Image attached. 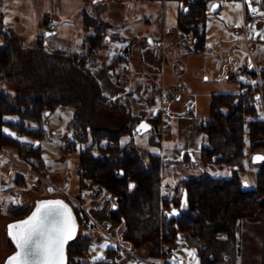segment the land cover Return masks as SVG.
Instances as JSON below:
<instances>
[{
  "label": "trees",
  "instance_id": "1",
  "mask_svg": "<svg viewBox=\"0 0 264 264\" xmlns=\"http://www.w3.org/2000/svg\"><path fill=\"white\" fill-rule=\"evenodd\" d=\"M179 1L187 6V10L179 11L177 28L183 39L193 38L194 52L203 51L208 0ZM84 24L86 29L93 31V35L85 38L82 54L63 50L47 53L41 42L35 44L28 54L20 50L14 33L5 31L4 17L0 13V33L4 38L0 44V80H19L18 88L22 86L21 91H16L18 88L13 90L14 95L0 91V148H16L18 157L33 167V162L39 158L40 146L35 147L32 143L28 147L8 136L4 129L9 128L18 136L38 141L42 136L44 114L55 110L58 105L72 107L75 115L81 106L87 107V104L96 110L123 111L132 123L126 122L117 130L95 128L87 120L75 122V126L82 128L81 134L75 132L81 146L78 174L81 180L90 181L96 190L93 202H88V205L93 206L106 199L112 201L109 218L120 245L134 250L150 245L149 256L155 260L164 252L163 247L173 246L182 239L195 250L199 264H235L238 258V221L255 217L264 209V164L255 171L254 187L242 191L246 147L253 153L264 151V118L260 117L257 107L261 96L264 109V70H260L261 95L257 84L246 82L240 83L238 94H212L209 117L201 126L207 141L196 160L187 153L182 160L200 174L183 177L178 183L181 187L179 196L168 198L161 192L164 168L159 155L144 146L141 152L134 147H138L137 144L131 145L134 144L133 136L137 135L134 128L141 121L151 125L148 144H159L156 140L161 119L150 118L148 109L158 105L160 86L149 93L150 105L138 113L133 112L127 99L129 96L115 99L104 96L91 69L98 64L110 27L101 19L87 15H84ZM124 60L123 54L118 55L108 65L109 70H114ZM249 72L255 75V70ZM10 115L19 120L5 119ZM75 145L73 142L72 148ZM215 167L229 169L230 177H214L205 171ZM184 192L187 204L182 207ZM66 200L75 215L79 233L93 228L87 216ZM173 207L178 210V215H169ZM27 211V208H14L12 217L24 218L29 214ZM220 234L225 237L220 238ZM90 242L89 233H80L70 242L66 247L67 264H90L87 261ZM10 245L14 250L11 241ZM170 256L173 263V255ZM261 264H264V246Z\"/></svg>",
  "mask_w": 264,
  "mask_h": 264
},
{
  "label": "rangeland",
  "instance_id": "2",
  "mask_svg": "<svg viewBox=\"0 0 264 264\" xmlns=\"http://www.w3.org/2000/svg\"><path fill=\"white\" fill-rule=\"evenodd\" d=\"M17 3V4H16ZM219 3L220 9L216 13H208L205 19V45L204 50L194 53L193 46L194 40L191 36L185 39L184 45L180 44V50L183 54H188L196 56L193 64H189V71L185 78L189 80L194 85L192 87L199 97H203L208 92H210L209 99L211 100L212 94L214 93H229L238 94L240 93V83H245V71L254 70L255 63H258L260 70H264V36L260 34L264 33V0H252L250 3L251 8L245 5V1L242 0H208V7L210 8L213 4ZM239 4L240 7L237 8L236 5ZM16 5L18 9L19 5L23 6L25 9L23 12L26 14L30 9L31 17L30 22L26 26L18 27L13 24L12 14L7 12V8ZM36 0H31V2H23V0H0V9L6 13L4 17V28L12 27L15 29L16 38L19 40L18 46L20 50L30 54L28 48L31 46L26 42H30L34 37L32 35L37 33L35 26L38 14ZM255 8L257 11L253 12L257 15L256 24L254 27H248L245 24L244 14L251 13V9ZM28 20V21H29ZM14 25V26H13ZM180 32L179 29H176ZM56 32V31H55ZM54 33V32H50ZM54 36V35H52ZM49 37L46 35L45 40L47 41ZM4 38L2 33H0V44H3ZM181 43V41L179 42ZM65 45H67L65 43ZM67 47V46H66ZM45 51L52 53V46L48 43L44 44ZM48 49V50H47ZM32 50V49H31ZM182 59V58H181ZM191 62V61H190ZM189 62V63H190ZM173 68V67H172ZM174 70V69H173ZM244 70V71H243ZM229 76H228V74ZM232 74V75H231ZM179 80L186 81V79L181 74H176ZM175 75V76H176ZM228 76V77H227ZM243 78V79H242ZM23 80H21L22 82ZM175 78L173 79V82ZM19 80H0V91L5 90L14 93V89L18 88ZM23 83V82H22ZM176 83V82H175ZM174 83V84H175ZM187 83V82H186ZM177 86V85H176ZM15 87V88H14ZM22 87V86H21ZM19 87L16 91H21ZM166 91L174 86L166 87L162 86ZM260 89V95L262 94V83L258 85ZM197 89V90H196ZM195 94L190 95V102L184 106V109L195 107ZM210 100L207 99V106L205 108L209 110ZM87 104V102H84ZM200 109L203 103V98L197 103ZM263 101L260 96L258 100L257 107L259 108V115L264 118ZM200 107V108H199ZM195 111V110H193ZM5 119L18 121L16 116H6ZM77 120H87L95 128L117 130L124 123L131 125V121L128 116L123 111H112L108 112L106 110H96L89 108L88 104L86 106H81L77 115H75L74 109L70 106L58 105L55 110L47 112L44 114L42 123V136L38 141L27 136H18L9 128L8 136L27 144L28 147L32 143L38 144L40 146L39 158L36 160V165L39 166V171L37 173L39 176H33L29 171L31 166L25 161H19L20 163L14 164L10 157L16 156L18 150L12 147L0 148V166H1V177L3 180V204L1 205L0 218L8 217V207L11 206L10 200L14 206H20L22 203L30 204L27 207V213H29L35 206L36 202L43 199L52 198H62L64 200L68 199L64 194H68L70 197H77L79 194L82 196L90 191L84 186L85 181L81 180L78 174V157L81 150V146L76 139V133H82V128L79 125L75 126ZM36 129L37 126H34ZM152 132V130L142 134L133 136L134 146L141 151L142 147L148 145L147 135ZM72 142V143H71ZM73 142H76L74 148H72ZM67 147L71 149L67 150ZM142 152V151H141ZM245 164L246 170L243 174L244 181L248 184V187H254L255 185V171L258 166H254L250 162V156L253 154L247 146L245 149ZM264 153V151H260ZM2 153V154H1ZM255 153V152H254ZM97 154V152H95ZM43 161V163H42ZM207 173L214 177H224L228 178L231 175L229 169H206ZM200 173L197 169H190L188 171H182V174L177 175V183H180L183 177L198 176ZM21 176V179L17 178L18 184H15L16 176ZM36 182L33 187L31 184ZM23 183V184H22ZM86 185V184H85ZM176 186L175 193L170 196L171 188L166 187L165 193L164 189L161 187V192L166 197L171 198L173 196H179L181 193V187ZM14 191L13 195H10V191ZM52 189V191H49ZM92 189V188H91ZM69 200V199H68ZM94 200V199H93ZM91 199L89 202L92 203ZM67 201V200H66ZM110 205V200L106 199L93 206H87L93 221L95 222L92 230L86 231L82 230L80 233H89L91 235V242L87 251V261L90 264H94L93 257L100 255L102 259L95 261V264H162V257L171 258L170 254L174 257V262L164 263V264H179L182 261L183 264H199V258L195 250L182 239L177 240L173 246L163 247V253L156 260L149 256L151 251L150 245H145L140 249L134 250L133 248H128L125 246L117 247L116 243L118 238L115 237L108 238L105 234H102L99 230L98 225L108 224L114 227V224L108 218V212L104 209V204ZM103 204V205H102ZM101 206V207H97ZM101 208V209H100ZM100 209V210H99ZM99 210L101 213L98 215L99 220L92 215L93 211ZM175 210L178 215V210L176 208H171V211ZM258 214V213H257ZM254 217L244 218L239 220H248ZM261 223L258 225H250L247 229L242 230V237L240 238V244H238V258L235 264H261V254L263 246L260 244L261 241L264 243V214H260ZM17 220L15 217L11 218V221ZM4 221V220H3ZM238 221V222H239ZM2 225V224H1ZM238 227V223H237ZM236 227V231H237ZM246 228V227H245ZM240 232V233H241ZM79 231L77 236L80 235ZM251 233H254L251 235ZM238 235V232H237ZM220 238H224L223 234H220ZM257 238V239H256ZM7 235V226L0 227V251L5 249V244L9 242ZM100 245H107V247L101 248ZM262 246V247H261ZM110 250V251H109ZM121 250V251H120ZM116 251L119 253V257L115 263H106L105 257ZM189 252H194V258L189 256ZM171 260V259H170Z\"/></svg>",
  "mask_w": 264,
  "mask_h": 264
},
{
  "label": "crops",
  "instance_id": "3",
  "mask_svg": "<svg viewBox=\"0 0 264 264\" xmlns=\"http://www.w3.org/2000/svg\"><path fill=\"white\" fill-rule=\"evenodd\" d=\"M251 1L249 0V8H251ZM23 2L29 4L31 0H23ZM36 4L38 17L35 19V26L37 33L32 35L34 39L26 42L31 46L28 48L29 50H33L34 45L41 42L44 51L46 50L44 44L48 43L52 46V51L63 50L66 53L82 54L85 38L93 35L91 29L85 28L84 15L99 18L109 25L108 38L100 51L98 64L91 69V73L97 81L101 93L107 98L115 99L129 96L127 99L134 113H138L150 105V100L147 97L154 88L160 86L161 91L163 85L170 87L185 84L187 86L188 92L184 96L170 101L165 108L159 137L156 140L157 144L159 143L158 146L149 144L145 146L148 151L159 155L164 168L162 188L165 193V188L170 187V196H172L178 184L177 175L182 174V171L186 172L191 169L182 162L184 155L186 153L191 154L193 155L192 158L196 160L201 147L207 141L201 126L204 120L209 117V111L205 106H207V99L210 100L211 94L208 92L203 97H199L195 93L196 91L192 89L194 86L192 82L189 78H185L190 69L189 64H193L195 59L193 57H196L193 56L196 54H183L180 50V44L186 43H184L185 39L182 38L181 33L176 30L178 29L179 11L181 9L187 10V6H184L179 0H36ZM6 10L12 14L13 24L18 27L26 26L30 22V10L33 11L30 9L25 14L23 12L25 9L21 5L18 9L16 5H13ZM0 13L5 17L6 13L1 9ZM47 21L57 22L58 29L56 32L50 33L44 29ZM4 29L5 31L11 30L15 36L17 34L12 27ZM46 35L49 37L47 41L45 40ZM18 41L17 39V45L19 44ZM180 41L181 43H179ZM120 54L125 56L124 62L114 70H109L108 65ZM254 67L262 68L258 63H255ZM176 74H181L186 81L179 83ZM174 78L175 81L173 82ZM193 94H195V107L189 106L188 109H184L187 102L191 100L190 95L193 96ZM201 98H203V103L206 100V105L196 109L200 106L197 103ZM154 108L148 109L149 113ZM150 135L151 132L147 137ZM15 155L10 158L14 164L20 163L19 161L22 160L18 157V153L16 152ZM35 163L36 161L33 162V167L29 168L31 169L29 172L33 176H39L37 171L41 165L37 166ZM1 176L0 173V210L3 204L2 189L4 187ZM17 178L21 179V176L17 175L15 178V184L20 186L21 184L16 181ZM35 184L36 182L32 183L31 187ZM84 186L89 190L93 189L91 184L84 183ZM14 191L12 189L10 195H13ZM10 203L8 217L0 218V227H6L11 222L14 208H27L30 205L22 203L20 206H14L11 200ZM104 209L110 213L113 209V202L110 201V205L105 203ZM99 210L92 213L96 220L100 218H98L101 213ZM261 213L264 214V209H261L254 218L238 222L239 244L242 237L241 231L250 225L260 224ZM90 230L92 228L86 231L90 232ZM260 244L264 245L262 241ZM12 252L9 241L5 244V249L0 251V264H4L5 258ZM179 264H183L182 261Z\"/></svg>",
  "mask_w": 264,
  "mask_h": 264
},
{
  "label": "snow or ice",
  "instance_id": "4",
  "mask_svg": "<svg viewBox=\"0 0 264 264\" xmlns=\"http://www.w3.org/2000/svg\"><path fill=\"white\" fill-rule=\"evenodd\" d=\"M215 7L217 6L213 5L212 9L214 10ZM236 7L239 8L240 5L237 4ZM251 11L257 10L252 8ZM260 35L264 36V33ZM141 129L147 130L148 125L141 123L137 131ZM3 131L12 135L7 129ZM258 160H264V157H253V162ZM175 214V210L169 213V215ZM8 228L9 236L18 249L16 254L9 258L8 264H65V245L73 238L76 230L71 209L59 200L39 202L29 217L9 225ZM100 247L104 248L107 245ZM188 255L194 258L195 253L189 252ZM100 259H102L100 255L93 257L94 264Z\"/></svg>",
  "mask_w": 264,
  "mask_h": 264
},
{
  "label": "built area",
  "instance_id": "5",
  "mask_svg": "<svg viewBox=\"0 0 264 264\" xmlns=\"http://www.w3.org/2000/svg\"><path fill=\"white\" fill-rule=\"evenodd\" d=\"M242 1H246V0H242ZM256 18H257V15L253 12H251L249 14H245V16H244L245 24L250 28L254 27L256 24V21H255ZM44 29L48 32H55L58 29V24L55 21H47L44 25ZM254 70H255V75H253L249 71H245L246 72L245 81H246V83H249V84L261 85L262 79L260 76L259 69L254 68ZM187 92H188V89H187V86L185 84H179L177 86L171 87L167 91H166V89H164L162 87L161 91H160L159 104L156 108H154L153 111H151L149 113V117L152 119L160 118L162 121V119L165 115V108H166L167 104L172 100H175L177 98L184 96ZM85 183L91 184L93 189H90V191L85 193L83 196L81 195L79 197H70V196H68V194H64V195L73 204H75L80 209L82 214L87 216L88 220L90 221V223L92 225H95V222L93 221L89 211L87 210V206H88V202L94 196L96 190L90 181L86 180ZM98 227H99V230H101V232H103L102 234H105V236H107L108 238H112L114 240L115 237H117L116 230L112 229V227L110 225L105 223V224H101V225L99 224ZM115 243L118 247L119 246L118 240ZM119 255L120 254L115 251L113 253L108 254L104 260L106 263H115L116 260L118 259ZM170 261H171L170 258L162 257V264L170 263Z\"/></svg>",
  "mask_w": 264,
  "mask_h": 264
},
{
  "label": "water",
  "instance_id": "6",
  "mask_svg": "<svg viewBox=\"0 0 264 264\" xmlns=\"http://www.w3.org/2000/svg\"><path fill=\"white\" fill-rule=\"evenodd\" d=\"M213 5H216V6H217V7H215L214 10L212 9V6H213ZM213 5L209 8V13H216V12L219 11V9H220V5H219V3H215V4H213ZM141 123H145V124H147V125H148V129H147V130H143V129H141L140 131H137V129H138V127H139V125H140ZM150 129H151V125H150L148 122H146V121H141L139 124H137V125L135 126L134 131H135V133H136L137 135H142V134H144V133L150 131ZM35 147H38V144H37V143H36ZM254 156L264 157V153H262V152H255V153H253V154L250 156V162H251L252 165H254V166H260V165L264 164V160H258L257 162H253V157H254ZM247 189H248V184H247L246 182H243V184H242V191H246ZM55 200L63 201L65 204H67V202H66L64 199H62V198H52V199H43V200H39V201L36 202L35 206L32 208V210L29 212V214H28L27 216H25L24 218H21V219H17V220L11 221V222H9V223L7 224V235H8L9 240L12 242V244H13V246H14V250H13V252H12L9 256H7V257L5 258V260H4V264H8V260H9V258L12 257L13 255H15L16 252L18 251V249H17V247H16L14 241H13V240L10 238V236H9V228H8V226H9V225H12V224H14V223H17V222L23 221V220H25L27 217H29V216L31 215V213L35 210V208L37 207V205H38L39 202H42V201H55ZM181 202H182V204H187V202H186V192L183 193V196H182V200H181ZM67 205H68V204H67ZM68 207L70 208L69 205H68ZM70 209H71V208H70ZM71 212H72V210H71ZM72 216L74 217L76 230H75V234H74L73 238L70 239V240H68L67 243H66V245H65V264H67L66 247H67V245H68L70 242H73V241L76 239V237H77V233H78V231H79V226H78V223L76 222V218H75V215L73 214V212H72Z\"/></svg>",
  "mask_w": 264,
  "mask_h": 264
}]
</instances>
